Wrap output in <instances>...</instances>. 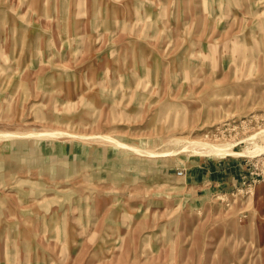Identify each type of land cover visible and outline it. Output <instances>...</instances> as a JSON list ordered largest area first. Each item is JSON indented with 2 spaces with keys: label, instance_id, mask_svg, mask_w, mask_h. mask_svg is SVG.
Instances as JSON below:
<instances>
[{
  "label": "rangeland",
  "instance_id": "obj_1",
  "mask_svg": "<svg viewBox=\"0 0 264 264\" xmlns=\"http://www.w3.org/2000/svg\"><path fill=\"white\" fill-rule=\"evenodd\" d=\"M256 144L264 0H0V264H264Z\"/></svg>",
  "mask_w": 264,
  "mask_h": 264
},
{
  "label": "bare ground",
  "instance_id": "obj_2",
  "mask_svg": "<svg viewBox=\"0 0 264 264\" xmlns=\"http://www.w3.org/2000/svg\"><path fill=\"white\" fill-rule=\"evenodd\" d=\"M191 143L194 144V145L200 144V145H202L206 149L207 152H211V153H215V154H222L223 155V154H234V153H238V151L232 149V147L229 144H227V143H219L218 144V143H210V142H207V141L204 142V141H198V140H193V141H191ZM254 146L255 147L253 149L248 148V151L250 152V154L256 152L255 154L257 155V151L262 150L263 147H264V146H260L258 144L254 145ZM240 154H241V152H240Z\"/></svg>",
  "mask_w": 264,
  "mask_h": 264
}]
</instances>
